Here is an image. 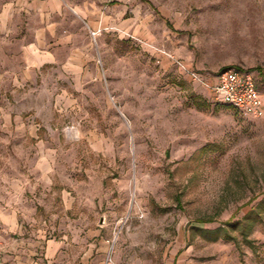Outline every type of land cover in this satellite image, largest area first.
<instances>
[{
	"label": "rangeland",
	"instance_id": "rangeland-1",
	"mask_svg": "<svg viewBox=\"0 0 264 264\" xmlns=\"http://www.w3.org/2000/svg\"><path fill=\"white\" fill-rule=\"evenodd\" d=\"M136 1L159 17L153 47L98 35L83 92L24 115L38 141L26 129L8 146L0 130V206L29 204L45 238L100 229L108 264H264V118L215 102L153 50L210 83L251 72L264 96V0Z\"/></svg>",
	"mask_w": 264,
	"mask_h": 264
},
{
	"label": "crops",
	"instance_id": "crops-1",
	"mask_svg": "<svg viewBox=\"0 0 264 264\" xmlns=\"http://www.w3.org/2000/svg\"><path fill=\"white\" fill-rule=\"evenodd\" d=\"M156 19L154 11L136 0H0L2 143L13 146L26 129L35 133L33 124L38 123L25 127V114L60 104L71 91L83 92L97 72L88 29L100 30V45L106 34L153 47ZM31 138L38 141L37 133ZM28 209L23 201L0 206V264H108L107 258L112 263L109 240L100 229L84 236L45 238L29 230L35 219Z\"/></svg>",
	"mask_w": 264,
	"mask_h": 264
},
{
	"label": "built area",
	"instance_id": "built-area-1",
	"mask_svg": "<svg viewBox=\"0 0 264 264\" xmlns=\"http://www.w3.org/2000/svg\"><path fill=\"white\" fill-rule=\"evenodd\" d=\"M131 0H106V4L121 3L128 4ZM100 30H89L88 35L92 44ZM155 63L163 67V59L169 65L174 66L177 71L187 77L191 82L200 84L211 95L212 99L231 107L242 117L251 120L264 118V96L259 92L256 80L251 72L229 68L220 72L213 83L204 81L198 73L182 60L166 53L164 50L153 48ZM34 132L40 129L38 124H33ZM109 259H107L108 263Z\"/></svg>",
	"mask_w": 264,
	"mask_h": 264
},
{
	"label": "trees",
	"instance_id": "trees-1",
	"mask_svg": "<svg viewBox=\"0 0 264 264\" xmlns=\"http://www.w3.org/2000/svg\"><path fill=\"white\" fill-rule=\"evenodd\" d=\"M237 223H227V226L230 229H234L236 227ZM196 231L200 232V234L210 243H214L218 241L219 239H223L224 241L234 242L235 239L231 237L225 230L221 228H217L214 230H207V229H201L193 227Z\"/></svg>",
	"mask_w": 264,
	"mask_h": 264
},
{
	"label": "water",
	"instance_id": "water-1",
	"mask_svg": "<svg viewBox=\"0 0 264 264\" xmlns=\"http://www.w3.org/2000/svg\"><path fill=\"white\" fill-rule=\"evenodd\" d=\"M100 222H101V220H100Z\"/></svg>",
	"mask_w": 264,
	"mask_h": 264
}]
</instances>
